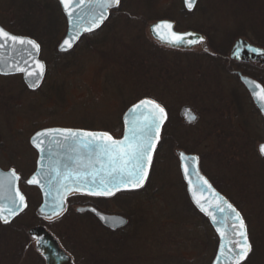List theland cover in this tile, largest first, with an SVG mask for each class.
Here are the masks:
<instances>
[{
	"label": "rangeland",
	"instance_id": "1",
	"mask_svg": "<svg viewBox=\"0 0 264 264\" xmlns=\"http://www.w3.org/2000/svg\"><path fill=\"white\" fill-rule=\"evenodd\" d=\"M26 1L34 4L36 0H0V20H8L11 25L16 23L18 28L20 17L30 21L33 18V22L36 18H42L41 23L48 27L53 24L51 19L55 18L57 26L55 10L44 12L43 15L36 10L31 19L27 17L26 9L23 10ZM152 1L128 0L123 11L146 17L158 13L172 15L181 22L182 29L193 27L209 34L211 43L221 49L228 48L226 33L230 28L240 30L239 33L245 28L244 33H250L249 38L257 42H262L261 38H264V0H208L202 7L200 5L197 15L189 20L180 18L181 5L179 9L175 8L178 3L174 4V0H161L162 8L154 11L151 10ZM246 3L261 6V13L254 16L248 14L243 7ZM173 9L176 12L173 13ZM161 16L166 15H157V18ZM136 21L138 26L132 22L136 29H129L126 21H122L118 25L120 32H108V36L117 38L116 42L110 39L108 47L103 48L102 55H98L102 59L87 62V69L83 73L66 80L57 78L58 86L51 92V101L45 100L41 94L35 97L29 93L25 95V85L19 77L6 80L0 77V142L5 141L7 152L6 159L0 164L9 168L15 162L14 157L20 159L18 164L24 176L20 188L28 202L26 215L22 221H18L26 223L29 230L45 227L53 234H61V230L68 231L65 237L70 245L80 248L87 246L84 247L87 252L99 254L101 239L96 230L98 225L90 216L73 217L71 214L70 220L67 218V221L58 225L53 223V226L37 216L40 195L28 186L27 178L37 160V153L29 141L36 132L45 128L82 129L84 125L109 128L116 132L115 136H119L122 132V115L129 105L136 98L150 96L168 107L172 115L170 124H173H169L168 133H173L175 137L164 138L162 150L157 155L159 158L153 164L156 173L151 177L146 192L132 198L119 197L109 203L111 212L130 215L131 222L127 229L135 231L133 235L124 229L118 235L127 232L122 250L116 255L117 263H211L210 253L207 252L210 243L205 242V235L199 229L200 220L204 221L205 218L197 213L195 207L197 211L189 206L180 161L175 155L178 151H187L188 154L201 156L203 173L217 187L224 188L229 199H234L244 208L250 217L252 234H261V241L255 243L257 249L250 264H264V160L254 152L264 140V122L252 110L250 103L244 104L246 117L235 111L237 106L229 101L227 93L222 95L223 91L218 90V96L213 95L214 87L223 86V83L212 81V76L205 77V68H193L195 64L201 63L212 72L209 61L193 55L176 56L172 52L158 50L151 44L147 25L142 23L143 20ZM26 22L23 21V25ZM33 26L38 27L37 24ZM113 26L117 28L115 23ZM55 29L54 32L60 31L59 26ZM49 31L51 33L52 30ZM42 37L45 39L44 51L54 50L51 38L50 42H46V38ZM48 57V53L43 54L45 61ZM162 58L166 62H160ZM165 63L171 66L170 70L163 69ZM198 69L204 73L198 72ZM185 106L192 107L198 113L199 121L194 126L183 127L178 124L181 120L178 113ZM242 131L245 132V138L241 137ZM117 203L130 208L125 209ZM132 211L137 215L134 219L133 214L128 213ZM29 264H38L37 255L32 254Z\"/></svg>",
	"mask_w": 264,
	"mask_h": 264
},
{
	"label": "water",
	"instance_id": "2",
	"mask_svg": "<svg viewBox=\"0 0 264 264\" xmlns=\"http://www.w3.org/2000/svg\"><path fill=\"white\" fill-rule=\"evenodd\" d=\"M57 1L60 3L64 16L67 18V21H68V25H67L68 34L67 36H65L64 41L59 46L60 53H69L73 51L76 45H78L79 42L86 35H89L101 29L106 23V21L108 20L110 16L109 13L117 9L120 5L119 4L118 6L107 9L105 18L99 24V26L98 27L92 26L91 31H85L84 29L88 28L91 24V16L89 14L93 13L95 9L87 7V4L79 5L78 0H72L71 4H69L68 8L66 9L65 5L61 3V0H57ZM197 2L198 0H195V6ZM194 7L192 9H194ZM192 9L191 10L188 9V10L192 11ZM69 11L73 12V15L71 17H69L68 15ZM81 17H83V19H81ZM74 24L77 25L76 28L73 27ZM158 24H161L163 26L157 29L156 32H154L153 28ZM80 25H82L83 27H80ZM167 25H171V27H168ZM0 28H3V27L0 25ZM149 32L151 36L154 39H156L160 44L164 46H168L170 48H174V49H184L186 51L199 47L202 44L206 43L207 41L206 37L202 34H198L195 32H185V33L176 32L174 23L170 21H160L152 25ZM173 33H175V35H173ZM17 37L23 38L25 40H33L37 44H39L36 40L29 38V37H24V36H17ZM177 37H182L183 38L182 42H178ZM201 37L203 38L202 40L200 39ZM66 40L69 42L68 44H65ZM188 41H193V42L188 43ZM39 46H40L39 51L37 52L30 45H27V44L12 45L10 41L7 42L5 47L0 48V76L1 77L22 76L24 84L26 85V88H28V90L32 92H36L39 89H41L47 77V69H46L47 64L45 61L42 60V46L40 44ZM252 49H258V48H255L249 42L241 39L240 41L236 43L235 47L233 48L232 58L237 59L239 61H242V60L245 61V59L243 58L245 54L247 53L252 58L253 56H256L257 58H264L263 49L262 50L259 49L260 50L259 52H253ZM29 53H31V55H29ZM25 61H27V64L25 63ZM39 64H43L44 68L41 69L39 67ZM14 65H17L19 67H24L28 71H33L34 75L29 77L26 75V72L17 71L16 68L13 67ZM41 72L43 74L42 76H40L37 86L30 87L31 84L36 82V74H39ZM242 82H243V85L246 86L247 90H249V92L251 93L256 106L259 108L258 110H260L264 116V92H262L260 89L255 88V85L259 84L261 88H264V87L257 81L251 78H248V77H242ZM146 100H149V99H146ZM137 104H140V102ZM135 105H133L125 113V115H123L124 116L123 136L121 138H115L114 136H112L114 139L123 140L124 137L128 134L129 128L132 126L134 120L137 124L142 122L139 119L141 109H137L136 112H132V109ZM143 110L145 112L147 111H157L158 112V109H155L152 105H148ZM183 115H185V119L187 120L188 123H194L198 120L197 115L193 113V111L190 108H185L183 110ZM191 115H194L196 119L190 122L189 117ZM167 117L168 116L166 113V118L163 119L160 129H159V140L156 143L154 152L152 153V161L148 169V177L145 180L143 187L147 185V182L149 180V176L152 170L151 166L153 165V161L155 157L154 155L156 154L163 129L165 127V124L167 123ZM54 129H59V128L40 130L38 133L49 132V135L45 137H38L37 136L38 133H36L30 141L32 147L36 150V152H38L40 158L38 161L37 171L29 180L35 177L39 181V183L38 184L28 183V185L30 187H36L41 190L43 203L39 207L36 214L39 218L44 219V220H53L61 216L64 213V211H66L67 209L66 201L68 197L71 196L72 194L74 193L86 194V192L83 190L80 192H76V191L66 192L64 194L63 209L61 210L58 207H54L55 205L59 204V200L56 199L57 197L56 189L59 187L58 181L61 179V177H58L56 175L57 169L63 172L65 171V167H64L65 165L75 166V162L77 160L80 161L81 170H84V171L101 170L102 166L104 168H107L108 166V160L106 156L90 153L87 149L80 147L78 142L76 141H72V140L65 141L60 133L51 131ZM60 129H64V128H60ZM69 130L79 131V132H88V131H83L81 129L80 130L69 129ZM97 133H102V132H97ZM34 139L36 140V143H39L41 140L44 141L43 144H40V148L44 149L43 152H41L40 148H37L36 144L33 143ZM81 139L86 141V140H90L91 138L82 137ZM99 142H100L99 140L96 141V143H99ZM74 147L77 148L78 151H72ZM181 153L184 154L183 160L181 159ZM176 155H178L179 157L181 173L183 176V180L187 186V191H188V196L190 198V201L192 202L193 206L202 214V216H205L211 222L212 224L211 226L214 227L215 231L218 234L217 236H219L220 238V247L222 245L226 246V252L224 256H220V247H219L217 257L214 260L213 264H230V253L227 252V247L231 246L229 245V238L231 237L232 229L230 227L229 222L225 220V217L226 215L230 213V210L227 209L226 205L223 202L227 201L230 204L231 202L228 201V199L225 196L220 194V192L213 186V184L209 181V179L202 173L201 168H200V157L199 156H197L196 154L189 155L182 151H179L178 154ZM261 156L264 158V155L261 154ZM70 157L71 159H69ZM193 157L198 158L194 164L192 163ZM186 166L188 167L187 176L185 175ZM12 171L13 170L6 172L0 168V195L15 196L16 192L18 191L21 195L24 196L25 198L24 203H26L27 207L22 206V210H18L16 215L11 216L6 210L8 207L9 201L7 199L0 200V206H2L0 207V213H2L3 216L9 217L8 223H4L3 219L0 218V222L4 225H8L11 223L13 224V222L16 219H18L20 216H22L23 213H25L28 209L27 197L25 196V194H23L20 188V184H19L20 176L16 173L19 176V180H16L14 185H10L9 183V177ZM199 177H203V180L199 179ZM204 180H207L208 183L204 184L203 182ZM65 183H71V181H65ZM143 187L139 189H133V190H121L120 192H117L113 196H108V197H103V198H112V197H115L117 194L124 193V192L140 191L143 189ZM93 197H102V196H93ZM16 199L17 201H19L18 196H16ZM231 205L234 208H236L233 204ZM220 208H224L225 211L224 212L219 211ZM84 211L93 213L99 219V221L102 222L103 225H105L107 228L111 230L122 229L124 227H127L129 223V221L126 220V218L122 216H116V217L110 216V215L101 213L99 211H96V209L94 210V208H79L78 210L79 213H83ZM209 213H211L212 215H209ZM213 216L216 217L219 223L213 222ZM218 228L220 229V231L217 230ZM221 232L225 233V236L223 237V239L221 238V234H220ZM28 235L33 240H35L36 250L40 253V255H42V257L45 259L47 264H72L73 263L71 258L67 254H65V252L60 248L58 241L52 236V234H50L46 230V228L38 227V228L32 229L29 231ZM233 239H236V238L233 237ZM249 254L247 258L249 257ZM218 257H219V260H218ZM247 258L242 262V264L247 260Z\"/></svg>",
	"mask_w": 264,
	"mask_h": 264
},
{
	"label": "flooded vegetation",
	"instance_id": "3",
	"mask_svg": "<svg viewBox=\"0 0 264 264\" xmlns=\"http://www.w3.org/2000/svg\"><path fill=\"white\" fill-rule=\"evenodd\" d=\"M174 1H175V2H173L174 4L178 3V6H176L175 8L179 9V4L181 5V9H180L181 10V13H180L181 17L180 18H182L184 20H189L190 17L197 15V13L199 11L198 8L200 7V5L202 7L204 2H206L208 0H198L196 6L194 7V9H192V11H189L187 9L185 0H174ZM49 4H51V6L54 9L59 10V8H60L62 15L64 16L62 8H61V6L57 0H49ZM125 4H128V0H120L119 7L109 13L110 16H109L108 20L106 21L104 26L101 29H99L98 31H101L102 29L105 30L106 28H108L107 29L108 32H113L115 30H119V32H120L121 28H119L118 25H120L122 21H126V25H128L129 29H131V28L136 29L134 27V23L137 24L138 21H136V20L139 19V20H143L142 23H145L147 25V32H148V36L150 37L151 44H153L154 46L156 44L158 46L165 47L166 49L167 48L172 49L171 52L174 53L176 56H179V55H190V56H192L193 55L194 57L195 56L199 57L200 52H202L203 50L204 51L208 50V49H205L206 46L209 47L210 51L213 54H220V50L227 51L228 52V59H226V60H227L228 65H225L221 62H216L214 64H212V63L210 64L211 69L213 68L212 72L209 75V76H212V79H213L212 81L219 83V84L223 83V86H221V85H218V87L213 86L214 87L213 95L218 96V90L223 91L222 95L227 93L229 96V101H231L232 103H234L237 106V109L235 111L237 113L240 112V113L244 114V116H246V117H247V115H246V112L244 110V104L248 105V103H250L252 110L254 109V111H256L257 114H259L261 120L264 122L263 114L261 113L260 110H258L259 108L256 106L251 93L249 92V90H247L246 86L243 85V82H242V77H248V78H251V79L257 81L258 83H260L264 87V58H257L256 56H253V58H252L249 56L248 53L245 54V56L243 58V59H245V61H243V60L239 61L237 59L232 58L233 48L235 47L236 43L238 41H240L241 39L249 42L255 48H258L261 50L263 49V51H264V38L263 39L261 38L262 42H257L255 40L249 38L250 36L248 34H250V33H244V32H246L245 28L242 29V33H239L240 30L235 31V30H232L230 28V30H228L226 33V35L228 36L227 39H228V43H229L228 48L227 49H221V48H219V47H217L211 43V41H210L211 38H210L209 34L203 32L201 30L195 29L193 27H190L187 29H182L181 28V22L172 15H167V14H162V13H158L155 16L154 15L153 16L147 15V17L143 16L142 14H139V13L134 15L130 12L123 11ZM152 4L153 5L151 6V10H153V11L162 8L161 0H153ZM243 7H244V10L250 15L254 16V14H260L261 13V6H259V5L255 6V4L246 3ZM163 10H165V9H163ZM174 12H176V9L175 10L173 9V13ZM157 15L158 16L159 15H166V16H161V17L157 18ZM160 21H170V22L174 23L175 30H176V32H179V33L195 32L198 34H202L206 37L207 42L205 44H202L201 46L196 47V48L189 50V51H186L184 49H174V48H170L168 46H164V45L160 44L156 39H154L149 32L151 26L160 22ZM66 22H67V19H66ZM132 22H134V23H132ZM113 23H115L117 28L114 29ZM138 24H137V26H138ZM67 25H68V22H67ZM6 30L12 34L16 33V32H12L8 29H6ZM231 31H234V32L230 33ZM96 32H94V33H96ZM67 34H68V26H67V29H66L64 36H62L63 38H62L61 43L63 42V40L65 39V36H67ZM91 34H93V33H91ZM91 34H89V35H91ZM15 35H17V34H15ZM89 35H86V36H89ZM239 35H241L242 37L237 38V36H239ZM61 43H59V44H61ZM154 51H157V49H155ZM161 51L169 52L166 50H161ZM163 61H164V59L162 58L160 60V62H163ZM164 62H166V61H164ZM201 65H202L201 63H198V65L195 64L193 66V68H200ZM170 67L171 66H169L166 63L163 64V69L170 70ZM152 68H154V67L152 66ZM163 69H162V71H163ZM204 71H205V73L207 72L206 69ZM204 71L200 70L198 72L204 73ZM198 72L196 71V73H198ZM18 77L23 80V77H21V76L2 77V78H4L6 80V79H10V78L16 79ZM218 80L220 82H218ZM222 95H220V96H222ZM185 108H192V107L185 106L181 109L180 113H178L180 116V119H181V120H179L178 124H179V126L183 125V127L184 126H192V125L194 126L196 124V122L195 123H188L187 120L185 119V115H183V110ZM125 113L123 115H125ZM194 113H196V111ZM167 114H168V121H167V124H165L166 126L163 129L161 138L164 136V134L168 135L167 138L171 137L173 134V133H168V132H170L169 131L170 128L168 126L172 120V115H171L170 111L169 112L167 111ZM123 115H122V132L119 136H116V138L122 137V135L124 133V127H123L124 126V124H123V117L124 116ZM196 115L198 116V113H196ZM244 119H245V117H244ZM198 121H199V116H198L197 122ZM246 122L247 121H245V123ZM172 125L173 124L171 123L170 126H172ZM166 127H168V129ZM45 129H49V128H45ZM45 129H42V130H45ZM262 130H263L262 132L264 133V123L262 125ZM244 134H245V132L242 131V135L245 138ZM172 137L174 138L175 136H172ZM30 141H31V139H30ZM4 142L5 141L0 142V149H2V150H0V154H1L0 162H3V159H6L5 153H7V152H5V143ZM263 144H264V140L261 143H259V147ZM34 152L37 153V160L34 161V163H33L34 167H32L31 172H28L30 174L27 177L28 180L36 173L37 168H38V161H39L40 156H39L38 152H36V150H34ZM178 152H176V154ZM14 159H15V162L12 161L13 164L9 168H5L2 164H0V168L6 172L11 171V170H15L16 173L20 176V183L19 184L22 187V180H24V176H23V173H21L22 171L20 170V167L18 164L20 162V159L19 158L16 159L15 157H14ZM201 164H202V159H200V168H201ZM206 177L208 178V176H206ZM210 182L212 183L211 180H210ZM24 183L26 184L27 181ZM212 184H214V183H212ZM219 187L221 189V191L219 190L221 192V194H224L227 197L228 192H226V190L224 188H222L221 186H219ZM33 188L35 190H37V193H39L40 200H41L40 205H42L41 190L39 188H36V187H33ZM146 190L147 189L144 187L140 191L128 192L131 194V196H129V197L122 196L125 193H120V194H117L115 197H112V198L93 197V196H89L86 194L75 193V194L69 196V198L67 199V201H66L67 202V209H66V211H64V213L61 216H59L53 220H44V222L50 223L53 226V223L58 225L61 222H64L67 218H68L67 220H70L71 214L73 217L74 216H76V217H89L90 216L95 221V224L98 225V228H96V230L100 234V239H101V241H100L101 246H99V250H100L99 254H95L93 251L90 254L89 252H87V249L84 248L87 246H82V248H80V246H77V245L75 246L74 244L70 245V242L67 240V237H65V236H67L65 234L68 231H62L61 230L60 231L61 234L59 232H56L57 234H53L54 232H51V230H49V232L58 241L60 248L65 252V254H67L71 258V260L73 262L72 264H113V263L118 264L119 263V261L117 260L118 256L116 257V255L118 253H120V252H118L119 250H122L121 247H122V244L125 243V241H126L127 232H126V234H124L122 236H118V235L121 234L124 229H127L130 226L131 217H130V215H127L125 213H123V214L121 212L117 213L116 211L111 212L109 210V206H110L109 203L111 201L119 198V197L132 198L133 196H136V195H142V194H144V192H146ZM128 193H126V194H128ZM228 200L230 202H232L231 204H233L236 207V209L239 211V213L242 215V217L244 218L245 224L247 226L248 238H249L251 246H252V251L249 254V257L247 258V260L243 264H250L252 261L253 254L256 252V249H257L255 243H258L259 240L261 241V234H260V236L259 235L254 236L252 234V226L249 223L250 217L248 216V214H246V211L241 206V204H239V202L235 201L234 199L228 198ZM117 205H120L125 209L130 208V207H128V205H126L127 207H125L120 203H117ZM79 208H94V210L96 209V211H99L101 213H104V214H107L110 216H115V217L116 216H122V217L126 218V220H128L129 223H128L127 227H124L122 229L111 230V229L107 228L105 225H103L102 222L99 221V219L93 213L85 212V211L83 213H79L78 212ZM128 213L133 214V216H132L133 219L137 216L134 214V211L128 212ZM24 215H25V213H24ZM24 215L20 216L16 221L21 219ZM133 219H132V221H133ZM200 221L201 222H199L200 223L199 229L202 232V234L205 235V242L207 241L208 243H210L207 246V247H209V250L207 252L210 253V257H211V263L210 264H213L214 260L217 257L218 251H219L220 238H219V236H217L218 234L215 231L214 227L211 226L212 224L209 220H206V218H205L204 221H202V220H200ZM132 226H134V225L132 224ZM130 229H127L126 231H129L128 233L135 232L134 230L132 231ZM29 231H28V234H29ZM102 234H103V236H102ZM133 235H134V233H133ZM33 244H36L35 241H33ZM77 249H80V250L77 251ZM116 251H117V253H115ZM37 255H39L38 252H37ZM39 256H40V258L38 259V264H47L45 259L41 255H39Z\"/></svg>",
	"mask_w": 264,
	"mask_h": 264
},
{
	"label": "snow or ice",
	"instance_id": "4",
	"mask_svg": "<svg viewBox=\"0 0 264 264\" xmlns=\"http://www.w3.org/2000/svg\"><path fill=\"white\" fill-rule=\"evenodd\" d=\"M72 0H61V3L65 5L67 9ZM79 5L87 4V7L95 9L93 13H90L91 24L85 31H91L92 26L98 27L99 24L105 18L106 10L120 4V0H78ZM186 6L191 10L195 6V0H186ZM69 17L73 15L72 11L68 12ZM83 19V17H81ZM163 25L158 24L153 28L156 32L157 29ZM171 27V25H167ZM74 28L77 25H73ZM80 27H83L80 25ZM175 35V33H173ZM75 38V37H73ZM182 37H177L178 42H182ZM203 39L202 37L200 38ZM11 42L12 45H30L37 52L39 51V44L33 40H25L23 38L17 37L8 33L3 28H0V48L5 47L7 42ZM193 41H188L192 43ZM69 42L66 40L65 44ZM26 50V49H25ZM253 52H259V49H252ZM31 55V53H29ZM27 64V61H25ZM38 63V62H37ZM17 71L26 72V75L31 77L34 75L33 71H28L24 67H19L14 65ZM41 69L44 68L43 64H39ZM42 72L36 74V82L31 84L30 87H36ZM255 88L260 89L264 92V88H261L259 84L255 85ZM148 105H152L157 111H147L143 109ZM137 109H141L140 121L137 124L135 120L132 126L129 128L128 134L123 140H116L110 134L106 132H79L72 131L69 129H54L53 132H58L61 134L65 141L72 140L78 142L79 146L87 149L90 153L96 155H104L107 157L108 166L104 168L102 166L101 170L94 171H84L81 170L80 161L75 162V166L65 165V171L61 172L56 170V175L61 177L58 181L59 187L56 189L59 204L54 207L63 209L64 194L69 191H85L87 195L90 196H102L108 197L113 196L121 190H133L143 187L145 180L148 177V169L152 161V153L155 150L156 143L159 140V129L164 118H166L165 110L157 103L151 100H143L140 104L133 107L132 112H136ZM190 122L194 121L196 117L191 115L189 117ZM49 132L38 133V137L48 136ZM82 137H90V140H83ZM99 140V143L96 141ZM37 148H40V144L44 141L41 140L36 143L33 141ZM43 152L44 149L40 148ZM72 151H78L77 148H73ZM259 151L264 155V145H261ZM71 159V157L69 158ZM181 159H184V154L181 153ZM198 158L193 157L192 163L194 164ZM185 175H188V167H185ZM203 180V177H199ZM19 180V176L13 170L9 177L10 185H14L15 181ZM65 181H71V183H65ZM207 184V180L203 181ZM29 184H38L39 181L34 177L28 181ZM16 196L19 197L17 201ZM7 199L9 201L7 212L14 216L17 214L18 210H22L23 207H27L24 203V196L18 191L15 196H4L0 195V200ZM230 213L226 215L225 220L229 222L232 229L231 237L229 238V245L227 247V252L230 253V264H242V262L247 258L248 254L252 251V246L248 240L247 226L245 224L244 218L240 213L227 201L223 202ZM2 207V206H0ZM203 210V209H202ZM219 211L224 212V208H220ZM209 215H212L209 213ZM0 218L3 219L4 223L9 222L8 216H3L0 213ZM213 222L219 223L215 216H213ZM220 231V229H217ZM221 238L225 236L224 232H221ZM235 237L236 239H233ZM234 246V247H233ZM226 252V246L222 245L220 247V256H224ZM219 260V257H218Z\"/></svg>",
	"mask_w": 264,
	"mask_h": 264
},
{
	"label": "trees",
	"instance_id": "5",
	"mask_svg": "<svg viewBox=\"0 0 264 264\" xmlns=\"http://www.w3.org/2000/svg\"><path fill=\"white\" fill-rule=\"evenodd\" d=\"M26 2L29 4H27V3L24 4L23 10L26 9V12H27L26 14H27V17H29V18L31 16L32 17L34 16V11H36V10H38V12H41L42 15L44 12L47 13V12H51L52 10H55V12H56L55 16L57 17V20H56L57 26L55 25V18L51 19V23H53V24H49L48 25L49 28H48V27L44 26V23L43 24L41 23L42 18L37 19L36 17H35L36 18L35 22H33V18L30 21L29 19L20 17V23L18 25L19 26L18 28H16V26H17L16 23L15 24L12 23L13 25H11L10 21H8V20H5L6 21V22L4 21L5 23L0 20V25L3 27V29L5 28V29H8L12 32H16L15 34H17L19 36H25V37H29V38L36 40L43 48L42 59H43L44 53L49 54V57L46 58V61L43 59L47 64L48 72H47L46 81H45L44 85L42 86V88L36 92H32L30 90H27L28 88H26V86H25V89L23 91L25 92V95L27 93H29L33 97H35V95H37V94H41L45 100L51 101L52 100L51 99L52 98L51 92H53L55 90V88H57V86H58V84H56L57 78L61 77V78H63V80H66L68 77H72L75 75L78 76V74L83 73L87 69V67H86V66H88L87 62H90L92 60H101L102 58L98 55H102L101 53H103L102 52L103 48L108 47L107 42L110 39H112V40H114V42H116L117 38L108 36V34H107L108 28H106L105 30L102 29L101 31H97L96 33H93L89 36H85L79 42V44L76 45V47L73 51H71L69 53H60L58 50V48H59L58 46L60 45L59 43H61V41H62V38H63L62 36H64L66 29H67V26H66L67 22H66L65 16L62 15L61 9L59 8L60 12H59V10L54 9L51 6V4H49V0H36V1H34V4L30 3L28 1H26ZM41 4H43V5L40 6ZM0 7H1V4H0ZM0 11H2V10L0 9ZM23 14H24V11H23ZM23 21H27L26 24L23 25V23H22ZM48 22H46V23H48ZM21 23H22V25H21ZM34 24H37L38 27L33 26ZM58 26L60 27V31L54 32L56 30L55 28H58ZM34 28L37 30L35 31ZM49 30H52L51 33H54L52 36H51V33ZM41 31H44V32H41ZM42 36H44V38H46V42L47 41L50 42L49 40L51 38V41H53V43H51V45H55L54 50L50 49L47 52L44 51L45 39H43ZM240 37H242V36L241 35L237 36V38H240ZM155 47H157L159 50H166L169 52L172 51V49H168V48L166 49L165 47L158 46L156 44H155ZM205 49H208V50L207 51L203 50L202 52H200L199 58H201L202 60L209 61V64L221 62L225 65H228L227 60H226V59H228V52L227 51L220 50V54H213L210 51L208 46H206ZM84 58H85V60H83ZM206 66L207 65L202 64L200 68L206 69L207 75L205 77H208L211 72H209V70H208L209 67H206ZM156 67H158V66L156 65ZM199 70H201V69H198V71ZM49 89H50V91H49ZM144 99H151V100H154V101L160 103L169 112V109L165 104L161 103V101L157 100L156 98L150 97V96H143L141 98H136V100L131 103V106L137 104L138 102H140ZM94 101H96V100H94ZM131 106L129 105V108ZM87 125H89V124H87ZM85 126L86 125H84V128H82L83 130L93 131V132H108L111 135H114V133H116V132L110 131L109 128L100 129V128H94V125H91V128L87 127V126L85 127ZM217 127L215 129H217ZM245 128H248V127L246 126ZM246 131H248V130H246ZM208 133H210V132H208ZM210 134L212 135V133H210ZM248 134H249V131H248ZM241 137H243L242 134H241ZM164 138H167L166 134H164V136L161 139L160 145H158L159 148L157 150V154L155 155L154 165L157 162V157L159 158V156H157V155H159V153L162 150L161 146L164 142ZM253 140H254V142L257 141L256 139H253ZM258 150H259V148L256 147L255 151H254L255 154H257L259 158L263 159ZM155 173H156V168L153 167L152 174L150 176V180H149L147 186L145 187L146 189L149 188V183L151 181V177H153V175ZM183 184H184L183 186L186 185L184 183V181H183ZM215 187L221 191V189L219 187H217L216 185H215ZM185 191L187 193L186 186H185ZM122 196L129 197V196H131V194L125 193ZM188 202L190 204L189 206H191L194 210H196L192 206V204L189 200V197H188ZM22 218H21V221H22ZM25 224L26 223H24V222L20 223L19 221H16L13 224L11 223L8 225H4L0 222V264H29V262L32 259V254L37 255V251H36L35 246L33 244V240H31L29 235H27L28 231H29V227H27V225H25ZM37 257H38V259L40 258L39 255H37Z\"/></svg>",
	"mask_w": 264,
	"mask_h": 264
}]
</instances>
